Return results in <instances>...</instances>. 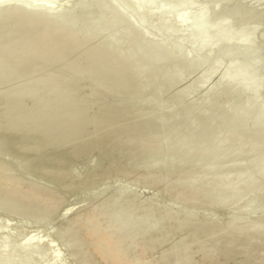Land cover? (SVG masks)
<instances>
[{"label":"bare ground","instance_id":"obj_1","mask_svg":"<svg viewBox=\"0 0 264 264\" xmlns=\"http://www.w3.org/2000/svg\"><path fill=\"white\" fill-rule=\"evenodd\" d=\"M263 11L1 0L0 264H264Z\"/></svg>","mask_w":264,"mask_h":264},{"label":"water","instance_id":"obj_2","mask_svg":"<svg viewBox=\"0 0 264 264\" xmlns=\"http://www.w3.org/2000/svg\"><path fill=\"white\" fill-rule=\"evenodd\" d=\"M247 4L251 6V3L248 2ZM256 8H258V7H256ZM256 8H254V9H256ZM262 13L264 14V11ZM253 23H254L255 26L258 27L257 36H256L257 39H260L261 41H264V21L263 22H259V23L258 22L257 23L253 22Z\"/></svg>","mask_w":264,"mask_h":264},{"label":"rangeland","instance_id":"obj_3","mask_svg":"<svg viewBox=\"0 0 264 264\" xmlns=\"http://www.w3.org/2000/svg\"><path fill=\"white\" fill-rule=\"evenodd\" d=\"M233 66L235 67L234 69H237L238 67H240V68H238L239 70L243 69L240 65H233ZM233 66H232V67H233ZM216 78H217V77H214L210 84L214 83L215 80H216ZM1 240H2V239H1Z\"/></svg>","mask_w":264,"mask_h":264}]
</instances>
